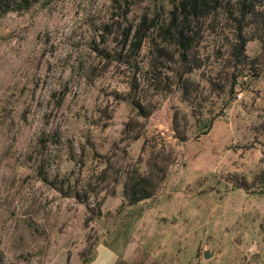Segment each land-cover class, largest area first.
<instances>
[{"label": "rangeland", "instance_id": "374dc122", "mask_svg": "<svg viewBox=\"0 0 264 264\" xmlns=\"http://www.w3.org/2000/svg\"><path fill=\"white\" fill-rule=\"evenodd\" d=\"M29 4L0 17V264H264L259 41L210 18L181 62L165 0Z\"/></svg>", "mask_w": 264, "mask_h": 264}, {"label": "trees", "instance_id": "16d2710c", "mask_svg": "<svg viewBox=\"0 0 264 264\" xmlns=\"http://www.w3.org/2000/svg\"><path fill=\"white\" fill-rule=\"evenodd\" d=\"M37 1V0H34ZM171 9L167 13V28L171 32L173 40L181 47V62H186V56L193 47L198 32L202 30L207 19L222 16L225 21L233 26L235 43L232 47L234 58H244L245 45L251 39L260 43V57L264 60V0H165ZM27 0L16 2L15 0H0V17L10 10H26L30 4L21 7L20 4ZM17 6V7H15ZM252 28L249 37L245 30ZM129 34H126L125 42H128ZM145 33L140 28L134 31L130 41V47L137 51ZM235 85V83H233ZM258 184L260 194H264V170L254 179ZM245 184V183H244ZM157 183H153L150 175H142L134 171L124 183L123 195L129 205L138 204L150 199L156 190ZM246 189V185H242ZM93 194V191L92 193Z\"/></svg>", "mask_w": 264, "mask_h": 264}, {"label": "built area", "instance_id": "2783aa9c", "mask_svg": "<svg viewBox=\"0 0 264 264\" xmlns=\"http://www.w3.org/2000/svg\"><path fill=\"white\" fill-rule=\"evenodd\" d=\"M239 97H240V95H239Z\"/></svg>", "mask_w": 264, "mask_h": 264}]
</instances>
